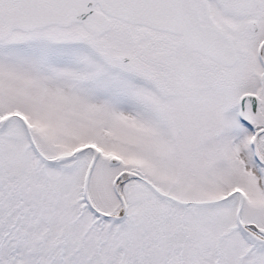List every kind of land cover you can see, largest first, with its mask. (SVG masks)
I'll use <instances>...</instances> for the list:
<instances>
[{
	"label": "snow or ice",
	"instance_id": "obj_1",
	"mask_svg": "<svg viewBox=\"0 0 264 264\" xmlns=\"http://www.w3.org/2000/svg\"><path fill=\"white\" fill-rule=\"evenodd\" d=\"M0 264H264V0H0Z\"/></svg>",
	"mask_w": 264,
	"mask_h": 264
}]
</instances>
